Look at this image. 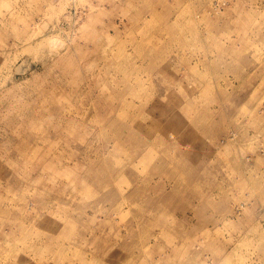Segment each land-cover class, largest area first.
<instances>
[{
	"label": "rangeland",
	"instance_id": "374dc122",
	"mask_svg": "<svg viewBox=\"0 0 264 264\" xmlns=\"http://www.w3.org/2000/svg\"><path fill=\"white\" fill-rule=\"evenodd\" d=\"M0 264H264V0H0Z\"/></svg>",
	"mask_w": 264,
	"mask_h": 264
},
{
	"label": "bare ground",
	"instance_id": "6f19581e",
	"mask_svg": "<svg viewBox=\"0 0 264 264\" xmlns=\"http://www.w3.org/2000/svg\"><path fill=\"white\" fill-rule=\"evenodd\" d=\"M234 23H235V21H234ZM213 26H214V23H213ZM104 97H105V100H107L110 104L109 112L107 114H105L104 111L100 112L97 110L95 112V110H93V113L96 114L98 112L99 114L107 116L108 118H110L111 123L109 124L108 128L112 127L114 130L113 131L114 133H118L121 130H128V129H130V130L143 129L145 127V123L154 127V124L151 123V121H150L152 119V117H154L151 111H154V114H155V111L157 110L159 113V116H157V117L155 116L154 118L160 120V119H166L167 118V113L165 111V108H171L170 99H158L162 102L163 106L154 104L151 107L150 106L145 107V105L136 104L132 100H126L125 98H122V97L121 98L115 97L114 95H111L109 92L104 94ZM78 109H80V108H78ZM124 114L129 116V117L124 116ZM118 118H119V121H118ZM164 123L168 124V123H171V121L165 120ZM144 133H145V131L143 133H141V130L138 131L137 134L135 135L136 140L134 142L135 143H141L142 141L140 139L145 138ZM118 137H120V135ZM177 153L178 152H173V153H168V154L163 153V154L159 155V157H158L159 167H165L167 165L172 164L173 159ZM47 154H49V152ZM152 156H153V152H149L147 155H144V157L146 159H150ZM102 160L108 161V160H112V158L108 159V157L106 156ZM156 160H157V158H156ZM48 169H51V168H48ZM56 172H57V170L54 171V173H56ZM102 183H103V181H100V184H102ZM94 189L97 193H100L101 197H103L107 200H112L111 198H113V195L104 193V191L102 189H100V186L94 185ZM131 200L132 199H130V201ZM114 201H115L114 207L118 210L117 212L121 213L123 219L128 220L127 217H129V215L126 212H124L123 210H121V206L124 204V202L121 201V198H119L118 196L114 198ZM210 202L213 203L212 201H210ZM132 203L133 202L131 201V206H132Z\"/></svg>",
	"mask_w": 264,
	"mask_h": 264
}]
</instances>
